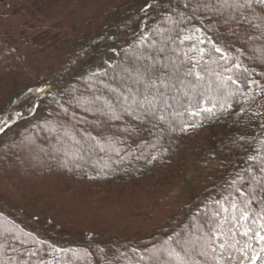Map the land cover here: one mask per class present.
I'll return each mask as SVG.
<instances>
[{"label": "trees", "instance_id": "16d2710c", "mask_svg": "<svg viewBox=\"0 0 264 264\" xmlns=\"http://www.w3.org/2000/svg\"><path fill=\"white\" fill-rule=\"evenodd\" d=\"M243 4L0 0V264H264Z\"/></svg>", "mask_w": 264, "mask_h": 264}, {"label": "rangeland", "instance_id": "374dc122", "mask_svg": "<svg viewBox=\"0 0 264 264\" xmlns=\"http://www.w3.org/2000/svg\"><path fill=\"white\" fill-rule=\"evenodd\" d=\"M112 58V56L111 57H109V59H111ZM143 104H147L148 102H142ZM256 110L261 114V117H262V121L264 122V92L260 95V97H259V99L257 100V102H256ZM167 116H168V114H167ZM167 117H159V119H160V122H161V120L163 121V120H165ZM192 133V135L193 136H195V134L196 133H198V130L197 131H192L191 132ZM29 227H30V225H29ZM44 227H47V225H45ZM50 228H52V230L54 231L55 229H56V227L55 226H53V225H51L50 226ZM50 228H47L48 230H51ZM51 234V233H50Z\"/></svg>", "mask_w": 264, "mask_h": 264}, {"label": "snow or ice", "instance_id": "6c2138e0", "mask_svg": "<svg viewBox=\"0 0 264 264\" xmlns=\"http://www.w3.org/2000/svg\"><path fill=\"white\" fill-rule=\"evenodd\" d=\"M253 3H257V4H264V0H244V4L242 5V7L245 8H251ZM217 52L220 51L219 48L215 49ZM251 159V158H250ZM244 235H247V233H244ZM261 239H264V237H261Z\"/></svg>", "mask_w": 264, "mask_h": 264}]
</instances>
